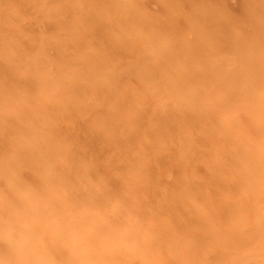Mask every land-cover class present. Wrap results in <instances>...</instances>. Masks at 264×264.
<instances>
[{
  "label": "clouds",
  "instance_id": "9594fccd",
  "mask_svg": "<svg viewBox=\"0 0 264 264\" xmlns=\"http://www.w3.org/2000/svg\"><path fill=\"white\" fill-rule=\"evenodd\" d=\"M0 264H264V0H0Z\"/></svg>",
  "mask_w": 264,
  "mask_h": 264
}]
</instances>
